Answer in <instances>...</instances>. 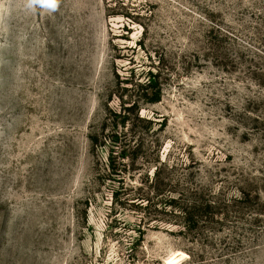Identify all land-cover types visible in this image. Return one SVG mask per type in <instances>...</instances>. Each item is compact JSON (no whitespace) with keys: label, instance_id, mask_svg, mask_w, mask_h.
I'll use <instances>...</instances> for the list:
<instances>
[{"label":"rangeland","instance_id":"374dc122","mask_svg":"<svg viewBox=\"0 0 264 264\" xmlns=\"http://www.w3.org/2000/svg\"><path fill=\"white\" fill-rule=\"evenodd\" d=\"M0 264H264V0H0Z\"/></svg>","mask_w":264,"mask_h":264},{"label":"clouds","instance_id":"9594fccd","mask_svg":"<svg viewBox=\"0 0 264 264\" xmlns=\"http://www.w3.org/2000/svg\"><path fill=\"white\" fill-rule=\"evenodd\" d=\"M59 0H26L28 9L35 11L37 7L55 11L58 7Z\"/></svg>","mask_w":264,"mask_h":264},{"label":"trees","instance_id":"16d2710c","mask_svg":"<svg viewBox=\"0 0 264 264\" xmlns=\"http://www.w3.org/2000/svg\"><path fill=\"white\" fill-rule=\"evenodd\" d=\"M160 99H159V97L155 100V101H159Z\"/></svg>","mask_w":264,"mask_h":264}]
</instances>
